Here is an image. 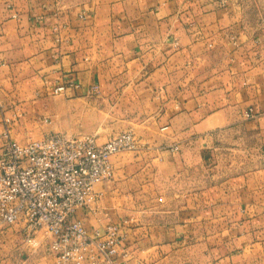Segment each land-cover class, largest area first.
Listing matches in <instances>:
<instances>
[{
    "label": "crops",
    "instance_id": "0c3cea01",
    "mask_svg": "<svg viewBox=\"0 0 264 264\" xmlns=\"http://www.w3.org/2000/svg\"><path fill=\"white\" fill-rule=\"evenodd\" d=\"M52 101L43 138L138 141L76 214L117 264H264V0H0V132ZM21 228L0 264H49Z\"/></svg>",
    "mask_w": 264,
    "mask_h": 264
},
{
    "label": "built area",
    "instance_id": "2783aa9c",
    "mask_svg": "<svg viewBox=\"0 0 264 264\" xmlns=\"http://www.w3.org/2000/svg\"><path fill=\"white\" fill-rule=\"evenodd\" d=\"M66 91L58 85L53 96ZM98 91L93 87L88 93ZM0 140V236L21 226L24 243L35 253L47 242L49 264H117L119 228L109 225L94 238L76 214L89 206L97 186L114 179L112 159L138 150L135 135L122 133L103 144L94 136L59 134L19 143L6 128Z\"/></svg>",
    "mask_w": 264,
    "mask_h": 264
},
{
    "label": "rangeland",
    "instance_id": "374dc122",
    "mask_svg": "<svg viewBox=\"0 0 264 264\" xmlns=\"http://www.w3.org/2000/svg\"><path fill=\"white\" fill-rule=\"evenodd\" d=\"M57 104H55V102H47L44 106V108L47 110V112L49 113V109H54V107L56 106ZM38 113V112H37ZM37 113L35 114V117L33 118L34 122L37 123V126H35L31 132H30V136H29V139L30 140H41L43 138V136H45L46 134H49L50 132V129L52 127V121H53V117L51 116V114H47L49 115L48 118V123H46L47 125H45V120L47 118H44L42 116H39L37 115ZM47 121V120H46ZM52 134V133H51ZM53 135V134H52ZM114 136H117V135H114ZM113 136V137H114ZM29 141V140H28ZM130 153V152H129ZM123 155H126L127 153H122ZM122 154H119V155H122ZM118 156V155H117ZM104 185V184H102ZM29 247V246H28ZM30 248V247H29ZM28 248V249H29ZM30 252L32 253V249L30 248L29 249ZM46 256L48 254V252L46 251ZM48 257V256H47Z\"/></svg>",
    "mask_w": 264,
    "mask_h": 264
}]
</instances>
